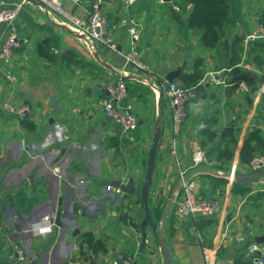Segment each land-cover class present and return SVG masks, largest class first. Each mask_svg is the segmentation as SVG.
<instances>
[{"label": "crops", "instance_id": "obj_1", "mask_svg": "<svg viewBox=\"0 0 264 264\" xmlns=\"http://www.w3.org/2000/svg\"><path fill=\"white\" fill-rule=\"evenodd\" d=\"M15 1L0 0V8ZM92 1L61 4L68 12L87 17ZM177 1L102 0V10L114 26L116 50L98 42L89 48L57 23V14L36 3H23L10 26L0 23V45L9 33L17 40L8 60L0 62V264H111L119 253L131 256L135 264H163L148 226L141 245L140 226L145 213L139 187L156 128L160 137L148 206L157 223L165 216L162 229L175 264H204L205 258L208 264H251L245 249L250 242L258 243L264 253V240L255 239L264 235V196L257 193L259 185H254L247 164L239 158L250 130L257 129L264 139V40H245L258 22L264 23V0H227L231 23L211 49L204 48L198 33L185 25L190 6L184 12ZM126 15L141 25L135 50L154 81L181 69L172 81L183 86L181 75L191 73L195 59H200L205 96L190 97L185 123L174 142L166 98L141 80L150 79L123 57L127 32L118 21ZM46 36L54 37L58 47L52 49L51 59L35 50L36 42ZM238 37L241 51L230 46ZM63 50L87 65L62 60ZM232 62L251 74L245 83L248 92L226 85L222 72ZM5 69L15 81L4 78ZM117 78L124 80L127 91L120 103L137 118V126L128 132L97 105L106 94L103 84ZM4 100L28 110L10 113L1 106ZM230 125L234 142L222 135ZM226 147L232 150L230 160L220 155ZM196 148L204 152L205 161L193 167ZM258 154L264 151L256 150L252 158ZM55 163L62 164L60 176L51 173ZM231 166L237 180L226 177ZM180 171L191 175L200 195L219 201L218 212L175 218ZM128 178L133 179V194L115 185ZM236 185L249 190L234 191ZM132 207H137L136 220L128 211ZM124 213L126 221L121 218ZM56 217L61 226L55 224ZM87 232L102 241L106 251L92 253L83 241ZM15 247L26 251L24 258Z\"/></svg>", "mask_w": 264, "mask_h": 264}, {"label": "built area", "instance_id": "obj_2", "mask_svg": "<svg viewBox=\"0 0 264 264\" xmlns=\"http://www.w3.org/2000/svg\"><path fill=\"white\" fill-rule=\"evenodd\" d=\"M39 3L41 8H46L51 12L57 14L58 21L61 25L69 28L73 33L81 36V39L88 45L89 48L93 47L95 42L101 43L111 50H116L117 42L112 36L113 24L108 20L104 14L101 4L102 0H93L87 17H79L75 14L68 12L63 8L61 0H35ZM129 2L131 0H128ZM29 2L27 0H17L12 5L0 8V23H4L10 26L18 9L23 3ZM118 24L126 27L127 40L125 44V50L123 57L126 63L132 64L139 71L146 74L150 80L146 77L145 83L155 92L161 91L166 98L171 108V132L172 141H176L177 136L181 133L183 125L187 117L186 104L188 101L187 89L182 85L167 80H160L156 82L155 76L149 70L148 65L139 57L135 50L136 41L139 38V32L141 25L129 16H122ZM262 39L264 40V23L258 22L255 25L253 31L249 32L245 37V40L249 39ZM17 46V40L13 33H9L5 41L0 45V62L8 60L13 48ZM145 75V76H146ZM3 76L9 82L16 80L15 75L8 69L3 70ZM212 79L218 81V78ZM238 86L247 90L245 83L240 82ZM103 89L106 90V94L97 100V105L100 107L104 116L114 122L121 131L128 132L137 126V118L129 110L128 106H123L120 101L126 96V86L122 78H117L111 82H105ZM1 106L10 113L21 114L28 110L26 105L15 107L7 100L1 103ZM89 146V145H88ZM66 161V160H65ZM205 161L204 152L199 148H196L192 155L193 167L202 164ZM51 173L55 176H60L63 168L62 164L55 163L50 167ZM257 178L258 187L257 191H264V155L259 157H253L247 167ZM186 172L180 171V199L178 200L174 208V216L176 219H185L188 216L195 215H211L220 210L219 201L214 198H207L200 195L196 190V183L194 179L189 175L186 179L182 180L183 175ZM236 176V169L231 166L226 174L228 179L234 180ZM116 193H121L118 188L112 189ZM111 190V191H112ZM161 228L160 223H158ZM0 230L2 225L0 222ZM248 261L251 264H264V253L260 245L256 242H250L245 247ZM15 251L19 254L20 258L25 257V250L21 247H15ZM111 264H135L131 256L119 253ZM204 264L207 263L205 258Z\"/></svg>", "mask_w": 264, "mask_h": 264}, {"label": "trees", "instance_id": "obj_3", "mask_svg": "<svg viewBox=\"0 0 264 264\" xmlns=\"http://www.w3.org/2000/svg\"><path fill=\"white\" fill-rule=\"evenodd\" d=\"M177 5L186 12V7L190 6V9L187 11L185 18V25L198 33V38L200 44L204 48H214L219 43L223 28L231 23V18L228 12L227 0H178ZM240 38H235L230 46L232 48L236 47L239 51L242 50V46L237 44L239 43ZM226 47V43L222 45V49ZM57 43L56 39L51 36H46L41 40H38L35 44V50L37 54L43 58L51 59L53 57L52 49H56ZM61 59L66 60L69 63L74 65L85 66L88 62L80 60L77 58L73 52L70 50H63L61 53ZM199 58L195 59L193 64V69L191 73H184L181 75V81L183 82V87L187 89L188 100L192 95H202L205 96L202 83L200 79L203 75V70L199 69ZM239 60V58L237 59ZM236 60V61H237ZM236 62L229 64V69L222 72L224 76V81L226 85H229L230 88H236L240 82L246 84L249 83V76L244 72L239 66L235 65ZM188 104V101H187ZM186 104V105H187ZM232 126L230 125L225 129V132L222 135L227 134L232 137ZM213 136V133H212ZM210 138L211 136L208 135ZM234 142V138H231ZM253 141L255 144H253ZM259 150V152L264 151V139L260 137L257 129L250 130L243 139L242 146L239 150L240 161L244 164H249L254 152ZM223 155L225 159L230 160L232 158V150L229 147H226L223 152L220 154ZM221 183H224L222 178L218 179ZM249 190V187L244 185H236L234 191L245 192ZM257 193L264 196V191ZM155 219H159L160 210L153 211ZM127 215L124 213L121 218L126 221ZM132 226H137V224L132 221L130 218L127 220ZM83 241L86 243L87 248L90 249L92 253L97 251H106L105 244L100 240H95L91 233H85Z\"/></svg>", "mask_w": 264, "mask_h": 264}, {"label": "water", "instance_id": "obj_4", "mask_svg": "<svg viewBox=\"0 0 264 264\" xmlns=\"http://www.w3.org/2000/svg\"><path fill=\"white\" fill-rule=\"evenodd\" d=\"M27 1H29L31 3L39 4L35 0H27ZM165 1H168V0H165ZM64 28L68 32H70L71 34H74L75 36L81 38V36L73 33L69 28H67L65 26H64ZM180 71H181V69H176V70H172V71L166 73L165 74V80H167L168 82H171L175 77H177L179 75ZM248 75L251 76V74H249V73H248ZM105 93H107V92H105ZM159 137H160V130H159V128H156V130L153 134V137H152L151 145L148 148V154H147V159H146V167H145L143 182L141 183V185L139 187V199L143 205V210L145 213V218L140 223V226L142 229L141 245L143 246V244L145 243L144 228H145V226H148L150 228V231H151L152 235L154 236L155 242L158 246L159 253H160L161 258H162V263L163 264H175L173 257H172L171 249H170L169 244H168V242L164 236V231L162 229L165 216L163 215V217L161 218V222H160L161 228H159L158 223L156 221H154V219L152 218L151 212H150V209L148 206L149 188L152 184L155 154H156V148H157ZM188 176H189V173L184 174L182 177V180L186 179ZM237 178H238V176L236 175L235 179L237 180ZM179 182H181V180H179ZM115 185H119L120 189L123 190L124 192H126L127 194H133V192H134V184H133L132 178H128V180L125 184H119L118 181H115ZM196 214H198V213H196ZM55 221H56L55 224H57L58 226L62 225L59 222V219L57 217H56ZM255 239L257 242H260V240H264V235L263 236H257Z\"/></svg>", "mask_w": 264, "mask_h": 264}, {"label": "rangeland", "instance_id": "obj_5", "mask_svg": "<svg viewBox=\"0 0 264 264\" xmlns=\"http://www.w3.org/2000/svg\"><path fill=\"white\" fill-rule=\"evenodd\" d=\"M245 92H248L249 90L247 89V90H244ZM243 91V92H244ZM243 92H240V94H239V97L240 98H242L243 99ZM188 102H189V100H188ZM262 155H264V154H262ZM259 156H261V154H258V155H256V157H259ZM252 159V158H251ZM251 161V160H250ZM250 163V162H249ZM249 165V164H248ZM247 166V165H246ZM248 167V166H247ZM247 167H246V169L245 170H247ZM247 172L248 173H250V175L252 174V173H255V172H252V171H250V170H247ZM251 178H252V180L254 181V185L255 186H257V178L255 177V175L254 174H252L251 175ZM217 198V197H216ZM262 205H264V201H262V203H261ZM136 210H137V207H136ZM136 210H134V208L132 207V208H130L128 211H129V214H131V216L133 217V220H136V218H135V211ZM135 215V216H134ZM137 217V216H136Z\"/></svg>", "mask_w": 264, "mask_h": 264}, {"label": "clouds", "instance_id": "obj_6", "mask_svg": "<svg viewBox=\"0 0 264 264\" xmlns=\"http://www.w3.org/2000/svg\"><path fill=\"white\" fill-rule=\"evenodd\" d=\"M200 127H201V128H203V127H204V125H203V124H201V125H200Z\"/></svg>", "mask_w": 264, "mask_h": 264}]
</instances>
